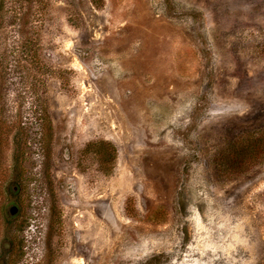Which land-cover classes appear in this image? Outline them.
Masks as SVG:
<instances>
[{
    "label": "rangeland",
    "instance_id": "374dc122",
    "mask_svg": "<svg viewBox=\"0 0 264 264\" xmlns=\"http://www.w3.org/2000/svg\"><path fill=\"white\" fill-rule=\"evenodd\" d=\"M0 264H264V0H0Z\"/></svg>",
    "mask_w": 264,
    "mask_h": 264
},
{
    "label": "trees",
    "instance_id": "16d2710c",
    "mask_svg": "<svg viewBox=\"0 0 264 264\" xmlns=\"http://www.w3.org/2000/svg\"><path fill=\"white\" fill-rule=\"evenodd\" d=\"M241 162V161H240Z\"/></svg>",
    "mask_w": 264,
    "mask_h": 264
}]
</instances>
